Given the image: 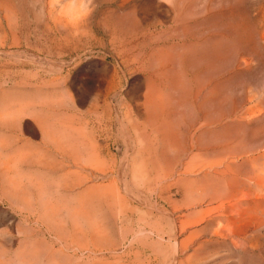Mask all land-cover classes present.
<instances>
[{"label": "rangeland", "instance_id": "obj_1", "mask_svg": "<svg viewBox=\"0 0 264 264\" xmlns=\"http://www.w3.org/2000/svg\"><path fill=\"white\" fill-rule=\"evenodd\" d=\"M0 0V264H264V0Z\"/></svg>", "mask_w": 264, "mask_h": 264}, {"label": "clouds", "instance_id": "obj_2", "mask_svg": "<svg viewBox=\"0 0 264 264\" xmlns=\"http://www.w3.org/2000/svg\"><path fill=\"white\" fill-rule=\"evenodd\" d=\"M54 6L66 28L83 27L97 7L96 0H54Z\"/></svg>", "mask_w": 264, "mask_h": 264}]
</instances>
